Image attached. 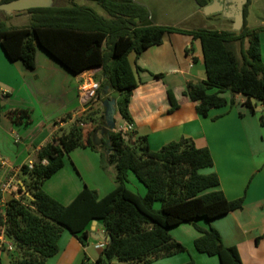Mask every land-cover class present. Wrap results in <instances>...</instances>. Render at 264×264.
I'll list each match as a JSON object with an SVG mask.
<instances>
[{
  "label": "trees",
  "instance_id": "1",
  "mask_svg": "<svg viewBox=\"0 0 264 264\" xmlns=\"http://www.w3.org/2000/svg\"><path fill=\"white\" fill-rule=\"evenodd\" d=\"M10 1L13 0L3 2ZM53 1L50 8L27 11L31 16L29 27L10 29L0 19V46L9 61H19L26 70L34 71L39 45L75 75L101 67L100 76H94L100 84L98 100L117 97L122 118L133 123L129 104L142 69H133L130 54L139 56L162 45L166 35H187L201 42L207 74L206 80L189 83L184 93L197 103L198 114L207 117L213 109L235 105V100L229 103L222 96L230 91L245 98L243 105L258 115L264 126V115L256 110V102L264 105L260 42L264 27H248L251 0L244 8V26L239 32L189 31L155 25L150 10L138 0H88L100 5L108 18L76 4L75 0H65L61 6L56 4L58 0ZM193 1L204 8L212 0ZM238 43L240 56L234 50ZM106 88L108 93L104 94ZM168 97L171 110L177 109L179 105L171 90ZM103 109L101 105L98 109L90 108L77 117L68 130H60L38 151L33 168L22 166L20 180L26 190L19 185V197L8 201L5 218L0 208V235L4 231L19 254L11 264H46L59 253V241L65 231L86 246L94 221L100 222L112 237L95 264H113L115 259L125 264H151L188 252L171 236L170 228L181 224L197 226L201 219L210 222L244 208V197L229 200L225 196L217 173H204L214 167L208 148H198L186 137L159 151L151 150L146 136L134 144L118 131H111L105 139L100 135V139L96 138V132L100 134V128L105 127ZM9 116L16 123L29 122L31 118L28 110H11ZM89 127L93 128L86 129ZM78 148L105 151L104 168L115 167L116 187L102 198L86 187L64 206L47 194L43 185L64 166L66 156ZM130 174L145 186V195L128 189ZM198 230L201 235L194 242L197 252L217 257L220 264H243L238 248L225 246L219 231L212 227ZM261 240L264 234L256 239ZM186 264L196 262L191 257Z\"/></svg>",
  "mask_w": 264,
  "mask_h": 264
},
{
  "label": "crops",
  "instance_id": "2",
  "mask_svg": "<svg viewBox=\"0 0 264 264\" xmlns=\"http://www.w3.org/2000/svg\"><path fill=\"white\" fill-rule=\"evenodd\" d=\"M195 5L196 13H204L203 8ZM151 16L155 25L171 26L161 16L152 13ZM172 35L178 37L172 38ZM260 42L264 62V31ZM129 61L133 69H142L138 73L140 83L129 104L134 125L129 143L134 144L138 138L146 136L151 150L159 151L182 137L189 138L198 148L211 151L214 167L204 173L218 174L220 189L225 196L229 200L245 198L242 210L210 222L201 219L197 226L181 224L170 228L171 236L186 246L188 252L151 264H186L191 257L196 264H220L217 257L200 254L195 249L194 242L201 235L198 227L206 230L212 227L219 231L225 246L238 248L243 264H264V240L256 241L264 234V126L259 116H250L243 105L245 98L230 91L222 96L229 103L235 100V105L213 109L207 117L198 114L197 103L184 93L189 83L204 81L207 74L203 67L201 42L190 36L166 35L162 45L151 47L139 56L132 53ZM101 70L99 67L85 72L100 76ZM81 75L68 71L39 46L36 69L28 71L21 62L9 61L0 46V157L8 163L6 168L0 165L3 172L0 181L14 175L21 185L22 166L34 164L38 151L60 130H68L77 117L83 116L90 108L102 106L98 99L90 105L84 103L79 93ZM158 75L162 77H156ZM169 90L179 105L175 110H171ZM263 107L257 106L256 110L263 114ZM11 110H28L30 121L14 122L9 116ZM119 118L123 123L115 131L129 123L122 116ZM115 121L117 128L118 121ZM103 161L100 152L78 148L66 156L64 166L44 183L43 189L64 204H70L86 187L95 190L102 198L116 187L114 166L104 168ZM131 175L134 174H130L129 180ZM18 196L16 189L0 191L2 215L8 201ZM89 231L90 238L98 241L101 254L108 242L100 236L107 233L98 221L91 224ZM86 246L65 231L59 241V253L46 264H82L87 258L84 253L88 254ZM18 255L14 249L1 250L0 261L11 264Z\"/></svg>",
  "mask_w": 264,
  "mask_h": 264
},
{
  "label": "rangeland",
  "instance_id": "3",
  "mask_svg": "<svg viewBox=\"0 0 264 264\" xmlns=\"http://www.w3.org/2000/svg\"><path fill=\"white\" fill-rule=\"evenodd\" d=\"M75 3L80 6L91 8L99 15L108 18V14L106 13V11L95 2L88 0H75ZM138 3L146 6L154 16L155 15L156 17L161 16L163 20L165 19V23H170L171 25L170 27H175L183 30H192V31L199 29L213 30V31H234L233 30L234 21L224 18L223 14L218 13V14L206 16L204 13H196L195 11L197 7L195 5L196 4L195 1L193 0H138ZM56 4L59 6L64 5L65 0H58ZM29 15L30 14H28L27 11L16 12V13H12L11 15L1 13L0 19L4 22V25L7 28L10 29L25 28L31 25V17ZM247 23L249 28L252 29H259L264 27V0H251L250 4L248 5ZM261 33H260V37H261ZM171 37L177 38L178 36L172 35ZM175 43L177 45V42L174 41V44ZM240 47L241 45L239 43L234 46L235 48L234 50L238 56H240V50H241ZM40 65L43 66L42 61H40ZM256 104L258 107H261V105H263L260 102H256ZM102 106H103V102H102ZM103 111L105 110L103 109ZM117 113L118 114L116 115L115 120L118 121V126L116 128L118 130L121 128L123 122L119 118L121 116L120 112L117 111ZM249 115L252 116L253 114L249 113ZM69 128L70 126L67 129ZM92 128L93 127L91 128L89 127L86 129L91 130ZM102 152L100 151L101 156L105 158L104 155L106 153L103 150ZM2 174L3 172L0 170V177H2ZM131 176L132 179L127 185L128 189L138 194H141V191H143V194L141 195H145L146 194L145 186L138 181L135 175H131ZM61 204L64 206L69 205L64 203ZM159 206L160 205L157 204V208H159ZM97 242L98 241L93 240L91 238L88 240V244L86 246V248L88 249V254L84 253V256L87 255L86 264H95L96 259L100 256L99 248L97 247ZM6 249L7 248H4L3 250ZM13 249L16 253H18L15 246H13L12 250ZM2 264H6V262L3 260ZM113 264H125V263H122L117 259H115L113 261Z\"/></svg>",
  "mask_w": 264,
  "mask_h": 264
},
{
  "label": "water",
  "instance_id": "4",
  "mask_svg": "<svg viewBox=\"0 0 264 264\" xmlns=\"http://www.w3.org/2000/svg\"><path fill=\"white\" fill-rule=\"evenodd\" d=\"M0 0V11L5 12L8 15L16 12H26L31 9L37 8H50L53 6V0H13L10 2H3ZM248 0H213L212 3L203 8L204 14L206 16L222 13L224 18L234 21L235 32L241 31L244 26V8L247 5ZM39 46V45H38ZM40 47V46H39ZM41 48V47H40ZM108 93V88L104 90V94ZM104 116H105V127L100 131L102 135H108L111 131L116 129L115 116L117 114V97L109 98L103 101ZM98 132H96L95 137H98ZM23 186V183H20ZM23 189L26 188L23 186ZM28 196L34 200L31 194ZM93 223H96L94 221ZM100 238L105 242L110 243L112 241L111 235L107 234L101 235Z\"/></svg>",
  "mask_w": 264,
  "mask_h": 264
},
{
  "label": "built area",
  "instance_id": "5",
  "mask_svg": "<svg viewBox=\"0 0 264 264\" xmlns=\"http://www.w3.org/2000/svg\"><path fill=\"white\" fill-rule=\"evenodd\" d=\"M99 90H100V84L95 80L94 74L90 72H83L81 75L79 93L81 98L84 100V103L90 105L92 102L96 101ZM119 132H121L123 138L127 142H129L130 133L134 132V125L132 123H128L126 127L119 130ZM0 165L6 168L8 166V163L6 160L0 157ZM29 167L33 168V164H30ZM14 189L19 190V183L16 181L14 175L0 181V191L11 192ZM3 217L5 218V212L3 214ZM5 237L8 238L5 235V232L3 231L0 235V249L7 248L9 250H12L13 243L9 238H8L9 241H7Z\"/></svg>",
  "mask_w": 264,
  "mask_h": 264
},
{
  "label": "flooded vegetation",
  "instance_id": "6",
  "mask_svg": "<svg viewBox=\"0 0 264 264\" xmlns=\"http://www.w3.org/2000/svg\"><path fill=\"white\" fill-rule=\"evenodd\" d=\"M212 1H213V0H212ZM212 1H211V3H212ZM220 14H222V13H220ZM99 135H100V137H101V138H103V139H105V138L107 137L106 135H102V133H101V132H100V134H99Z\"/></svg>",
  "mask_w": 264,
  "mask_h": 264
},
{
  "label": "clouds",
  "instance_id": "7",
  "mask_svg": "<svg viewBox=\"0 0 264 264\" xmlns=\"http://www.w3.org/2000/svg\"><path fill=\"white\" fill-rule=\"evenodd\" d=\"M98 99V98H97ZM119 132V131H118Z\"/></svg>",
  "mask_w": 264,
  "mask_h": 264
}]
</instances>
